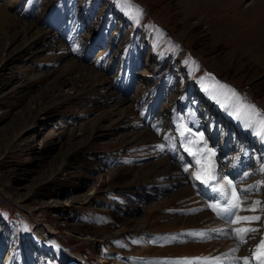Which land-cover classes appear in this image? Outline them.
<instances>
[{
  "label": "rangeland",
  "instance_id": "obj_1",
  "mask_svg": "<svg viewBox=\"0 0 264 264\" xmlns=\"http://www.w3.org/2000/svg\"><path fill=\"white\" fill-rule=\"evenodd\" d=\"M218 84L264 112V0H0V264H243L264 138L214 113ZM188 133L251 186L222 225L189 191Z\"/></svg>",
  "mask_w": 264,
  "mask_h": 264
},
{
  "label": "snow or ice",
  "instance_id": "obj_2",
  "mask_svg": "<svg viewBox=\"0 0 264 264\" xmlns=\"http://www.w3.org/2000/svg\"><path fill=\"white\" fill-rule=\"evenodd\" d=\"M139 11V10H138ZM219 95L224 97V102L221 103L222 107L231 106L234 111L232 114L236 119L244 122L245 126L252 128L254 134L258 137L264 138V112H261L254 104L247 103L241 99L239 94L232 88L224 84H218ZM218 102H220L218 100ZM180 136L184 137L185 132L181 131ZM202 139V138H201ZM200 141H189V143H199ZM205 150L207 154L205 155ZM193 156L196 157L195 163L199 165V169L193 173L195 179L200 180L203 184L208 185L216 193H219L220 200L225 201L223 207H221L219 200L217 203L210 205L212 210L216 212L218 216H235L236 210H238L242 203L246 200L242 199L245 192L251 190V186L248 189L237 190L236 185L232 180L223 178L222 183H214L217 180L215 162L210 160L209 157H214L215 153L212 149H208L206 143L204 147L199 149L197 152H191L190 148H186ZM188 169L185 168V171ZM260 171L264 172V166L261 167ZM247 175V173H245ZM264 183V182H262ZM261 201H254L252 207L248 210L255 211L256 206L260 205ZM260 216H237L235 220H230V223L238 222H252L259 221ZM236 238L241 242H245V237L249 233H256L259 231L257 228H236ZM194 235H203L194 234ZM200 259V258H197ZM217 264H219V258H216ZM264 264V238H261L256 247L252 250L250 257L243 258V264ZM177 264H193L192 261H179Z\"/></svg>",
  "mask_w": 264,
  "mask_h": 264
},
{
  "label": "crops",
  "instance_id": "obj_3",
  "mask_svg": "<svg viewBox=\"0 0 264 264\" xmlns=\"http://www.w3.org/2000/svg\"><path fill=\"white\" fill-rule=\"evenodd\" d=\"M163 143H165L166 141H167V139H163V140H161ZM156 142H154L153 144H155ZM169 149H171V150H173V148H169ZM160 153V154H158V155H166L165 154V152H166V148H165V150H164V153H161L158 149H156V148H154V150H153V153L154 154H156V153ZM149 153H151V152H149ZM157 156V155H156ZM159 156V157H160ZM165 157V156H164ZM154 159V157H152V156H150V157H147V158H145V159ZM189 191L191 192V195H194V193H195V188L193 187V188H191V189H189ZM241 207V206H240ZM192 211H194V209L192 210ZM206 212L207 213H209L210 215H211V218L213 219V222H211L212 224H216V225H219L217 222H215V213H214V211L211 209L210 211H207L206 210ZM200 229H201V231L202 230H208V231H214V227H208V226H205V227H200ZM203 232V231H202ZM190 237V236H189Z\"/></svg>",
  "mask_w": 264,
  "mask_h": 264
},
{
  "label": "bare ground",
  "instance_id": "obj_4",
  "mask_svg": "<svg viewBox=\"0 0 264 264\" xmlns=\"http://www.w3.org/2000/svg\"><path fill=\"white\" fill-rule=\"evenodd\" d=\"M227 130H228V129H227ZM206 186L208 187L209 192L212 193V192H211L212 188H211L210 186H208V185H206ZM35 230H36V232L38 233V230H39V229L37 228V229H35ZM39 234H40V233H39Z\"/></svg>",
  "mask_w": 264,
  "mask_h": 264
}]
</instances>
